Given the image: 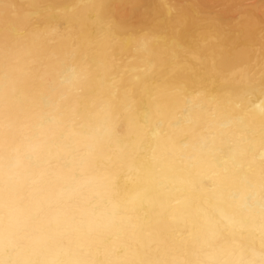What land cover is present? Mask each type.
<instances>
[{
	"label": "bare ground",
	"instance_id": "6f19581e",
	"mask_svg": "<svg viewBox=\"0 0 264 264\" xmlns=\"http://www.w3.org/2000/svg\"><path fill=\"white\" fill-rule=\"evenodd\" d=\"M0 264H264V0H0Z\"/></svg>",
	"mask_w": 264,
	"mask_h": 264
}]
</instances>
